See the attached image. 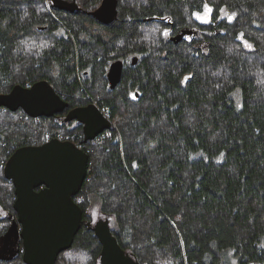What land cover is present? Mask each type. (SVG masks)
Masks as SVG:
<instances>
[{
  "label": "trees",
  "instance_id": "16d2710c",
  "mask_svg": "<svg viewBox=\"0 0 264 264\" xmlns=\"http://www.w3.org/2000/svg\"><path fill=\"white\" fill-rule=\"evenodd\" d=\"M118 1L104 25L58 22L47 0H0V96L47 80L68 104L40 119L0 106V251L17 221L9 158L55 138L77 144L68 113L94 102L113 127L85 146L83 224L57 264H101L95 214L140 264H264V0ZM181 29L191 35L176 43ZM117 60L126 67L110 89Z\"/></svg>",
  "mask_w": 264,
  "mask_h": 264
},
{
  "label": "water",
  "instance_id": "95a60500",
  "mask_svg": "<svg viewBox=\"0 0 264 264\" xmlns=\"http://www.w3.org/2000/svg\"><path fill=\"white\" fill-rule=\"evenodd\" d=\"M53 3L60 9H77L61 0ZM118 5V0H103L95 12L96 19L103 24L115 23L119 18ZM181 38L180 34L173 41L178 43ZM137 61L134 58L133 64ZM123 71L122 61L111 65V89L121 83ZM0 106L10 111L23 108L29 116L39 119L63 113L68 104L49 82L41 81L30 88L15 86L9 94L0 96ZM68 119L84 125L85 143L113 127L95 104L70 111ZM88 167L89 155L85 151L73 142L57 138L40 146L17 149L9 158L4 173L15 188L17 213L11 233L23 242L25 264H57L59 256L72 247L83 224V211L74 198L87 180ZM87 225L102 245L101 264H140L121 247L109 219Z\"/></svg>",
  "mask_w": 264,
  "mask_h": 264
},
{
  "label": "flooded vegetation",
  "instance_id": "af4514ba",
  "mask_svg": "<svg viewBox=\"0 0 264 264\" xmlns=\"http://www.w3.org/2000/svg\"><path fill=\"white\" fill-rule=\"evenodd\" d=\"M13 1H16V0H13ZM53 1H55V0H47V4H48V7H49V9H50V12L52 13V15H53V17L59 22L60 20H59V18H66V16H79V15H84V14H90L91 16H93V17H95V12L97 11V9L101 6V4H102V1L98 4V6H95V7H92V8H88L87 7V0H61V1H63V2H66L67 4H69V5H76L77 6V9L75 8V9H60L59 7H57L54 3H53ZM56 12H58L59 13V16L57 15V13ZM96 18V17H95ZM197 19L200 21V19L198 18V16H197ZM201 22V21H200ZM201 23H203V24H206L205 22H201ZM103 24V23H102ZM104 25H108V24H104ZM109 25H111V24H109ZM173 27V26H172ZM63 33H64V31H62ZM181 34V36H182V38H181V40H183V39H185V38H188L191 34H189V33H187V31H185V29H181V30H179L177 33H175V34H173L172 36H171V39H173L174 37H176V36H178V35H180ZM117 61H122L123 62V64H124V69H125V67H126V62H124L123 60H117ZM116 62V61H115ZM114 63V62H113ZM112 63V64H113ZM111 64V65H112ZM111 65H110V67H111ZM110 67H109V69H108V72H107V79H108V73H109V70H110ZM42 81H47V80H42ZM39 82H41V81H39ZM48 82V81H47ZM38 83V82H37ZM50 83V82H49ZM36 84V83H35ZM34 84H30V83H28L26 86H25V88H30V87H32ZM108 86H109V88H110V83H109V80H108ZM111 89V88H110ZM12 91V90H11ZM91 104H95V105H97L96 103H94V102H92V103H88V104H86V105H83V106H77L76 108H84V107H88L89 105H91ZM99 107V106H98ZM68 108V107H67ZM66 108V109H67ZM76 108H74V109H76ZM100 108V107H99ZM74 109H72V110H74ZM20 110H22L23 112H24V114H26V115H28L25 111H24V109L23 108H20V109H18L17 111H15V112H20ZM71 110V111H72ZM100 110H101V112H102V108H100ZM65 112V111H64ZM70 113V112H69ZM68 113V114H69ZM103 113V112H102ZM59 114H62V113H59ZM59 114H56V115H54V116H57V115H59ZM104 115V114H103ZM29 116V115H28ZM105 116V115H104ZM29 117H31V116H29ZM106 117V116H105ZM33 118V117H32ZM42 118H44V117H42ZM47 118V117H46ZM109 118V117H108ZM40 119V118H39ZM76 122H78V121H76ZM78 124L79 125H81L82 126V129H81V131H82V136L78 139V138H75V140L76 141H78L77 142V144L76 143H74L75 145H77L80 149H82L83 151H84V149H85V146L88 144V142L87 143H85L84 142V140H85V135H84V125L83 124H81L80 122H78ZM110 131V130H109ZM107 132V131H106ZM104 134V133H103ZM103 134H101L99 137H101ZM60 140H62V139H60ZM63 141H66V140H63ZM90 142V141H89ZM40 190V189H39ZM1 214V216H3V212L2 213H0ZM95 223V222H94ZM20 229V228H19ZM5 240V239H4ZM0 241H2V240H0ZM2 253V254H1ZM17 255V256H19V255H21L22 256V258H23V242H22V240L21 239H16V237H15V235H14V233H9V235H8V237L6 238V240L4 241V247L2 248V250L0 251V255L2 256V257H7V256H13V255Z\"/></svg>",
  "mask_w": 264,
  "mask_h": 264
},
{
  "label": "rangeland",
  "instance_id": "374dc122",
  "mask_svg": "<svg viewBox=\"0 0 264 264\" xmlns=\"http://www.w3.org/2000/svg\"><path fill=\"white\" fill-rule=\"evenodd\" d=\"M210 14H212V9L211 8L205 9V11L203 13H201L199 16L200 21L205 22V23L209 22V20L211 19ZM0 213H2L1 209H0ZM94 217H95L94 222H96L97 221V215L95 214Z\"/></svg>",
  "mask_w": 264,
  "mask_h": 264
},
{
  "label": "built area",
  "instance_id": "2783aa9c",
  "mask_svg": "<svg viewBox=\"0 0 264 264\" xmlns=\"http://www.w3.org/2000/svg\"><path fill=\"white\" fill-rule=\"evenodd\" d=\"M102 112H103V114L108 118V113H107L108 110H107V108L103 109Z\"/></svg>",
  "mask_w": 264,
  "mask_h": 264
},
{
  "label": "snow or ice",
  "instance_id": "6c2138e0",
  "mask_svg": "<svg viewBox=\"0 0 264 264\" xmlns=\"http://www.w3.org/2000/svg\"><path fill=\"white\" fill-rule=\"evenodd\" d=\"M208 6L207 5H205V8H207ZM197 16H198V18H199V16H200V14L199 13H197ZM165 34H167V33H165Z\"/></svg>",
  "mask_w": 264,
  "mask_h": 264
}]
</instances>
